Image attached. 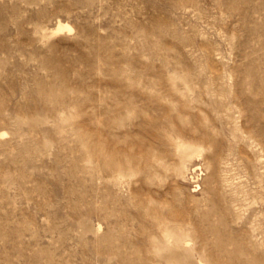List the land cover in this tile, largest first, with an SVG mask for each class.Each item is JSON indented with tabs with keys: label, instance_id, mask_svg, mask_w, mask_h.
<instances>
[{
	"label": "rangeland",
	"instance_id": "rangeland-1",
	"mask_svg": "<svg viewBox=\"0 0 264 264\" xmlns=\"http://www.w3.org/2000/svg\"><path fill=\"white\" fill-rule=\"evenodd\" d=\"M0 264H264V0H0Z\"/></svg>",
	"mask_w": 264,
	"mask_h": 264
},
{
	"label": "bare ground",
	"instance_id": "bare-ground-1",
	"mask_svg": "<svg viewBox=\"0 0 264 264\" xmlns=\"http://www.w3.org/2000/svg\"><path fill=\"white\" fill-rule=\"evenodd\" d=\"M55 29V28H54ZM72 26L69 25L68 23H63V22H58L57 25H56V29L54 31H63V30H72ZM53 31V32H54Z\"/></svg>",
	"mask_w": 264,
	"mask_h": 264
},
{
	"label": "built area",
	"instance_id": "built-area-1",
	"mask_svg": "<svg viewBox=\"0 0 264 264\" xmlns=\"http://www.w3.org/2000/svg\"><path fill=\"white\" fill-rule=\"evenodd\" d=\"M190 189L196 192L199 189V185L197 181H191L190 183Z\"/></svg>",
	"mask_w": 264,
	"mask_h": 264
}]
</instances>
